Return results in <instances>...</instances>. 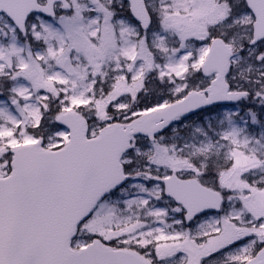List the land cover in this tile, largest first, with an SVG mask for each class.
Returning a JSON list of instances; mask_svg holds the SVG:
<instances>
[{
  "label": "snow or ice",
  "instance_id": "obj_1",
  "mask_svg": "<svg viewBox=\"0 0 264 264\" xmlns=\"http://www.w3.org/2000/svg\"><path fill=\"white\" fill-rule=\"evenodd\" d=\"M0 264H264V0H0Z\"/></svg>",
  "mask_w": 264,
  "mask_h": 264
}]
</instances>
